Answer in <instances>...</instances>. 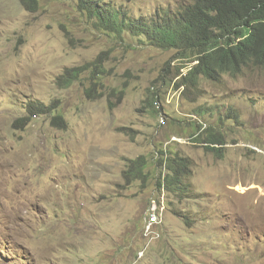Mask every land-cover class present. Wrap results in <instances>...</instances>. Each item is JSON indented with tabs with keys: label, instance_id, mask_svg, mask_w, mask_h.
<instances>
[{
	"label": "rangeland",
	"instance_id": "rangeland-1",
	"mask_svg": "<svg viewBox=\"0 0 264 264\" xmlns=\"http://www.w3.org/2000/svg\"><path fill=\"white\" fill-rule=\"evenodd\" d=\"M39 1L0 0V264H264V67L178 89L191 58L97 29L77 0ZM102 1L147 19L194 0ZM101 54L95 89L90 70L59 85ZM35 102L55 109L17 123ZM211 133L221 153L198 140ZM161 152L193 160L191 197L159 188ZM140 157L145 180L127 184Z\"/></svg>",
	"mask_w": 264,
	"mask_h": 264
},
{
	"label": "trees",
	"instance_id": "trees-1",
	"mask_svg": "<svg viewBox=\"0 0 264 264\" xmlns=\"http://www.w3.org/2000/svg\"><path fill=\"white\" fill-rule=\"evenodd\" d=\"M77 1L80 9L97 29L119 36L124 33L144 36L154 46L177 50V58H191L194 64L188 67L185 74L182 71L184 66H179L176 70L178 89H199L202 79L218 83L225 75L237 76L247 68L264 67V0H194L177 11H158L147 19L133 17L122 7L102 0ZM20 2L31 12L40 8L39 0ZM103 62L101 54L92 63L67 68L59 77L58 83L68 87L90 70L94 72L92 82L95 89L98 84L96 80L105 71ZM92 91L91 88L89 95H92ZM153 101H159L157 95L153 96ZM54 109L35 102L29 106L30 117H23L17 123L27 124L32 116L51 113ZM53 123L63 127L67 124L58 115L53 118ZM198 140L206 144V149L217 153H221L223 146L227 144L219 133H211ZM161 155V165H164L166 171L157 180L159 188L181 198L191 197L193 160L179 153L166 155L161 152ZM146 165L144 157L131 161L124 172L127 184L145 180Z\"/></svg>",
	"mask_w": 264,
	"mask_h": 264
},
{
	"label": "clouds",
	"instance_id": "clouds-1",
	"mask_svg": "<svg viewBox=\"0 0 264 264\" xmlns=\"http://www.w3.org/2000/svg\"><path fill=\"white\" fill-rule=\"evenodd\" d=\"M161 190L166 191L164 188H162ZM153 204L156 206V208L153 210L151 208L149 209V215H148L149 217H148L147 226L144 228V232L146 233L147 236L152 235L155 232L154 226L157 224H160L163 220V215H162V211L160 210V206L157 204L156 201H154ZM162 209L164 210V207H162ZM154 214L157 217L156 222H152V220H151V217Z\"/></svg>",
	"mask_w": 264,
	"mask_h": 264
},
{
	"label": "built area",
	"instance_id": "built-area-1",
	"mask_svg": "<svg viewBox=\"0 0 264 264\" xmlns=\"http://www.w3.org/2000/svg\"><path fill=\"white\" fill-rule=\"evenodd\" d=\"M151 220H152V222H156L157 221V217L155 216V214L152 215Z\"/></svg>",
	"mask_w": 264,
	"mask_h": 264
}]
</instances>
